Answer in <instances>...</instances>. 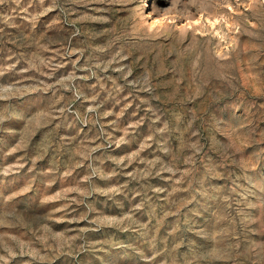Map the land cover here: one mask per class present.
<instances>
[{"label": "rangeland", "instance_id": "1", "mask_svg": "<svg viewBox=\"0 0 264 264\" xmlns=\"http://www.w3.org/2000/svg\"><path fill=\"white\" fill-rule=\"evenodd\" d=\"M0 264H264V0H0Z\"/></svg>", "mask_w": 264, "mask_h": 264}]
</instances>
